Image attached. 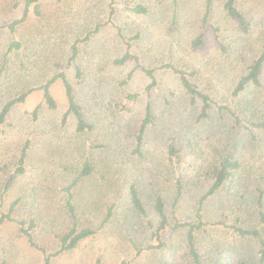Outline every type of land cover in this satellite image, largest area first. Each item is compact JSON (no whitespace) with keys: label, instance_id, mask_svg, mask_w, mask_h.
Returning <instances> with one entry per match:
<instances>
[{"label":"rangeland","instance_id":"rangeland-1","mask_svg":"<svg viewBox=\"0 0 264 264\" xmlns=\"http://www.w3.org/2000/svg\"><path fill=\"white\" fill-rule=\"evenodd\" d=\"M225 1L211 0L205 16L206 0H114L113 12L109 0H39V15L30 7L11 33L7 25L21 17L24 0H0V110L28 92L0 123V216L13 218L0 224V264H45L46 258L47 264H190L186 229L172 227L195 220L220 153H232L238 167L204 200L201 219L258 227L264 236L259 221L264 216V62L260 84L233 93L264 51V0H234L246 30L228 15ZM136 4L147 12L128 9ZM200 35L201 44L194 46ZM12 41L18 46L8 51ZM126 52L131 57L115 63ZM165 64L191 73L209 95L208 119L199 117L201 102H191L178 76L161 68ZM141 67L155 69L151 87L153 78ZM61 73L90 125L83 132L76 131L72 114L63 121L67 100L61 78L49 86L55 108L44 105L37 89ZM147 106L153 119L137 149ZM25 144L23 172L10 179ZM85 161L92 172L71 187L70 198L63 188ZM177 180L183 193L174 203ZM131 187L145 213L133 206ZM157 197L167 218L158 231ZM68 199L74 220L65 207ZM31 223L37 247L21 231ZM72 228L94 233L56 253L61 236ZM194 236L204 264H241L244 255L254 264L250 258L256 259L258 242L253 237L222 225H207Z\"/></svg>","mask_w":264,"mask_h":264},{"label":"trees","instance_id":"trees-1","mask_svg":"<svg viewBox=\"0 0 264 264\" xmlns=\"http://www.w3.org/2000/svg\"><path fill=\"white\" fill-rule=\"evenodd\" d=\"M39 0H24V8H23V13L21 17L12 23L7 25L8 30L13 33L14 28L17 24L24 22L27 17H28V12L29 8L32 7L35 14L39 15ZM60 1V0H57ZM114 0H109L110 4V12H113V4ZM210 2L211 0H206V14L209 12V7H210ZM224 8L226 9L227 13L229 16L234 17L235 19L238 20L239 26L243 29L246 30V22L245 18L241 14V12L238 10V8L235 6V1L234 0H226L224 3ZM128 9L131 10L134 13L137 14H145L147 12V8L142 5V4H136L133 6H128ZM99 25H97L93 30L89 31L86 33L85 37L82 40H87L94 32H96L99 29ZM202 42V37L201 35L196 38V40L193 42L194 46H197L201 44ZM128 45V44H127ZM18 46V43L16 41H12L10 43V46L8 48V51L12 49L13 47ZM74 54L72 56V60L75 57L76 53V46H73ZM131 57V54L129 52H126L121 58L115 59V63H123L128 60V58ZM264 62V51L260 54V56L247 67L246 72L239 78L233 93L237 94L243 90H245L247 87L250 85H255L258 86L260 84L259 82V77H260V72H261V67L262 63ZM142 70L150 77L153 78V81L150 83L149 87L154 85L155 80L153 76V72L155 69H147L141 67ZM161 68L165 69H170L173 73H175L178 76V79L180 81V84L182 88L185 90L186 94H188L191 97V102H195L197 99L201 102V110L199 117L200 118H205L208 119L209 113L208 111L211 108V99L208 94L204 93L201 91L196 83H194L190 78H191V73L187 72L186 70L176 68L174 66L165 64L161 66ZM79 68L76 67V75L77 77L79 76ZM61 78L62 84L64 86V91H65V96L67 100V108L65 113L63 114V121L66 120L67 116L72 114L75 119H76V131L77 132H83L86 129L90 128V125L87 124L82 116L80 106L75 103L73 93H72V86L68 82L66 76L61 73L59 75L53 76L49 80H47L45 83L41 84L40 86L37 87V89L42 90L43 93V103L46 105L48 108H55L56 103L53 97L50 94L49 91V86L57 79ZM28 92L21 93L19 96H16L10 100H8L1 108L0 110V123L4 120V117L8 113V111L11 109L13 105L16 103H21L24 101L26 94ZM137 97V94H129L128 98L134 99ZM39 106H37L33 113L35 114L36 111L38 110ZM235 114L232 112V116L235 117L238 121L239 119L237 116H234ZM153 116L150 113V107H146V116L140 126L139 134L137 136V149L140 147L141 142H142V134L148 124L152 122ZM28 145L25 144L19 154L18 158V165L13 174H11L10 179L14 178L15 175L20 174L23 172L22 168V163L24 162V158L26 156V149ZM169 152L174 154L175 150L172 147V145L169 146ZM233 155L232 153H228L226 155L220 153L218 155L219 162L217 166H215L212 171L210 172V177L212 176L211 184L209 185L208 189L199 197L197 201V207L195 210V220L194 221H177L172 228L174 229H186V247H187V252H186V257L190 264H204L201 256L196 248V242H195V236L194 233L202 230L205 228L207 225H222L223 227H226L228 230L232 231L233 233L237 234L240 237H253L257 240L258 242V250L256 252V259L254 257H251L250 259L254 261V264H264V236H263V230L258 228V227H242L236 223L234 224H226L223 221H218V222H207L203 221L201 219V209L202 205L205 199H207L210 195L214 194L225 182L228 180L230 181L233 176V171L238 167L237 161L233 160ZM92 170L90 167V164L88 161H85L83 164L81 171L77 174V176L73 179V182L63 188L64 191L69 193V196L71 198V193L70 189L73 185H75L82 177L89 176L91 174ZM183 193V186L181 181L177 180L176 181V192L174 195V203L178 201V199L181 197V194ZM130 196H131V202L133 206L142 213H145V210L143 208V204L134 189V187L130 188ZM65 207L67 208V212L69 213L70 217L72 220L75 219V213H74V206L70 202V199L66 201ZM155 210L159 215L160 221L158 224V227L156 231L164 228L167 223V218L164 213L163 209V202L160 197H157L155 201ZM12 209V206H11ZM111 210H108L104 219L103 223L106 222L109 219ZM13 218L10 216V214H2L0 216V224H2L5 220H12ZM237 221V220H236ZM260 223L264 221V216L260 214L259 218ZM20 224H24V222L20 221ZM33 227V223L29 225V227L26 228H21V231L25 233L27 236L28 242L30 245L37 247L35 244L29 229ZM94 233L93 230L90 228H83L79 232H75V229L72 228L68 232L64 233L61 238H60V248L57 250L56 253H61L65 252L67 250L72 249L75 247L82 239L92 235ZM158 232L153 233V237H156V234ZM153 244H149L148 248H153ZM48 258L45 259V264H47ZM239 263L241 264H251L247 256H241L239 258ZM122 264H128L127 262H122ZM221 264H228V263H221Z\"/></svg>","mask_w":264,"mask_h":264},{"label":"crops","instance_id":"crops-1","mask_svg":"<svg viewBox=\"0 0 264 264\" xmlns=\"http://www.w3.org/2000/svg\"><path fill=\"white\" fill-rule=\"evenodd\" d=\"M39 2V1H38Z\"/></svg>","mask_w":264,"mask_h":264}]
</instances>
